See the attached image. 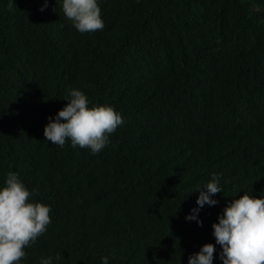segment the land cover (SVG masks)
<instances>
[{
	"label": "trees",
	"instance_id": "obj_1",
	"mask_svg": "<svg viewBox=\"0 0 264 264\" xmlns=\"http://www.w3.org/2000/svg\"><path fill=\"white\" fill-rule=\"evenodd\" d=\"M44 2L0 0V185L15 171L52 209L23 264H187L227 203L264 196V0H102L84 34ZM69 88L124 119L97 155L43 135Z\"/></svg>",
	"mask_w": 264,
	"mask_h": 264
},
{
	"label": "clouds",
	"instance_id": "obj_2",
	"mask_svg": "<svg viewBox=\"0 0 264 264\" xmlns=\"http://www.w3.org/2000/svg\"><path fill=\"white\" fill-rule=\"evenodd\" d=\"M102 0H59L61 11L72 27L79 33H92L103 30L101 16ZM57 3V0H56ZM14 0H8L12 9ZM48 6L45 0L40 10ZM64 100L67 104L55 116L48 118L43 135L51 144L63 147L70 140L73 149L90 150L92 155L99 154L110 142V136L124 123V119L111 105L89 106L91 101L80 89L69 88ZM199 195L197 207L185 216L187 221H195L202 226L199 211L205 206L219 203L214 197L223 193L221 177L212 174L210 181L196 188ZM39 193L29 190L15 171L5 174L0 185V264H23L27 247L37 242L51 224L49 205L33 202ZM212 224L215 244L206 243L198 252L188 256L187 264H213L218 258L222 264H264V196L257 198L244 192L239 198L232 199ZM216 245L221 251L214 257ZM56 257L40 259V264H54ZM101 264H110L108 256L101 257Z\"/></svg>",
	"mask_w": 264,
	"mask_h": 264
}]
</instances>
